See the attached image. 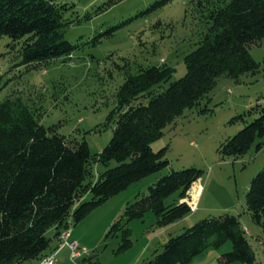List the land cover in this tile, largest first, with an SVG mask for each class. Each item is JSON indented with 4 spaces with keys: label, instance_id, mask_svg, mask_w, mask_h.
I'll return each instance as SVG.
<instances>
[{
    "label": "trees",
    "instance_id": "1",
    "mask_svg": "<svg viewBox=\"0 0 264 264\" xmlns=\"http://www.w3.org/2000/svg\"><path fill=\"white\" fill-rule=\"evenodd\" d=\"M167 2H157L153 9ZM71 8L60 0H0V39H11L10 49L20 57V65L29 69L38 70L61 57L68 61L76 48L64 36L73 24L65 18ZM192 11L200 29L196 48L184 58L187 72L182 78L162 90L175 68L166 63L133 66L128 59L119 65L124 82L102 126H114V133L101 153L93 154L85 138L62 135L56 125H42L39 109H32L21 97L1 103L0 264H40L51 247L50 229L59 238L108 200L168 168L167 149L154 152L151 148L164 130L186 110L200 107L221 77L239 81L259 69L250 48L264 39V0H198ZM250 114L258 117L221 144L222 157L239 158L254 146L257 152L264 147V107L257 105ZM97 164L106 170L94 181ZM202 175L196 168L172 170L149 188V195L128 204L108 233H122L119 252L133 245L128 224L149 211L159 228L188 216L192 208L180 200ZM88 195L92 198L87 201ZM174 195L177 199L168 203ZM246 201L253 220L261 224L264 167L252 179ZM248 236L239 216L205 218L171 237L162 252L143 264H191L211 246L219 249L227 242L232 251L222 255L220 263L257 264Z\"/></svg>",
    "mask_w": 264,
    "mask_h": 264
},
{
    "label": "rangeland",
    "instance_id": "2",
    "mask_svg": "<svg viewBox=\"0 0 264 264\" xmlns=\"http://www.w3.org/2000/svg\"><path fill=\"white\" fill-rule=\"evenodd\" d=\"M161 1L60 0L72 6L65 18L73 24L66 28L64 36L76 48L68 61L61 57L38 70L20 65V57L9 47L11 39L4 36L0 39V105L7 98L21 97L32 109H39L42 125H56L62 135L85 138L93 154L101 153L114 133V126L106 129L102 126L124 82L119 68L124 65L123 59L130 60L133 66L166 63L175 68L172 79L162 84V90L187 72L184 58L196 48L200 29V20L192 11L198 0H168L153 9ZM250 54L259 64L255 73L244 74L239 81L221 77L200 107L186 110L151 145L154 152L167 149L170 166L130 186L71 226L67 242H78L82 255L73 259L66 246L57 254L55 264H88L85 262L88 258L94 259L91 264H143L162 252L171 237L182 234L200 220L227 213L240 217L249 233L256 263L264 264V217L261 224L254 221L246 201L252 179L264 167V147L257 152L254 146L239 158H224L218 152L221 144L258 117L250 114L254 107H264V39L250 48ZM203 109L208 112L202 113ZM187 168L203 171L189 191L194 192L196 199L195 195L200 193L198 184L203 186L197 210L165 228L156 226L157 218L149 211L143 219L128 224L133 245L119 252L122 233L111 236L108 233L122 219L127 205L138 196L149 195V188L159 178L172 170ZM105 170L104 166L95 165L93 180L97 181ZM91 198L88 195L86 200ZM176 199L174 195L168 203ZM54 235L52 228L47 233L52 239L46 251L48 256L60 247L61 241ZM231 251V242L219 249L211 246L191 264H222L221 256Z\"/></svg>",
    "mask_w": 264,
    "mask_h": 264
},
{
    "label": "built area",
    "instance_id": "3",
    "mask_svg": "<svg viewBox=\"0 0 264 264\" xmlns=\"http://www.w3.org/2000/svg\"><path fill=\"white\" fill-rule=\"evenodd\" d=\"M189 196H192V193L188 192L186 199L182 202L187 203L192 208V211H193V210H195L196 206H195V204H193V202L191 200H189ZM70 231L71 230H68V231L63 232L61 234V236L59 237V240L61 241L59 249L54 251L51 255L47 256L40 264H55L57 254L59 253V251L62 248L66 247V246L69 247L70 250L72 251V258L73 259H76L82 255V252L79 251V243L78 242H76V241L67 242L69 237H70Z\"/></svg>",
    "mask_w": 264,
    "mask_h": 264
},
{
    "label": "crops",
    "instance_id": "4",
    "mask_svg": "<svg viewBox=\"0 0 264 264\" xmlns=\"http://www.w3.org/2000/svg\"><path fill=\"white\" fill-rule=\"evenodd\" d=\"M198 185L200 186V193H198V195L197 194L195 195V197L197 196L196 199L194 198V192L192 193V196H189V200H191L193 202V204H195L196 210L198 208V202H199V199H200V195L204 193L203 186L201 185V183H199ZM70 238H71V235H70Z\"/></svg>",
    "mask_w": 264,
    "mask_h": 264
}]
</instances>
